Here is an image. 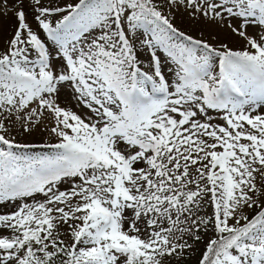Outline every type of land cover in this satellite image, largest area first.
Wrapping results in <instances>:
<instances>
[{
  "label": "snow or ice",
  "instance_id": "6c2138e0",
  "mask_svg": "<svg viewBox=\"0 0 264 264\" xmlns=\"http://www.w3.org/2000/svg\"><path fill=\"white\" fill-rule=\"evenodd\" d=\"M28 6L0 48V264H264V0Z\"/></svg>",
  "mask_w": 264,
  "mask_h": 264
},
{
  "label": "rangeland",
  "instance_id": "374dc122",
  "mask_svg": "<svg viewBox=\"0 0 264 264\" xmlns=\"http://www.w3.org/2000/svg\"><path fill=\"white\" fill-rule=\"evenodd\" d=\"M23 9L25 12L27 11L29 15H31L29 6H28V0H0V27L1 22H4L3 18L7 15H14L16 12ZM31 22L32 23V16H31ZM174 24L180 28L182 31H185L187 34L192 35L198 39H202L207 41L208 43L212 44L213 46H219L221 43H226L229 48L232 49H242L244 47V42L240 40V38L232 36L229 32L226 30H220L216 28L215 26L205 24L204 22H193L190 21L187 16L181 17L180 14H177L176 20L174 21ZM14 26L17 27L18 23L16 25V22H12V25L9 31V34L7 36H3L0 39V48H4L7 46V41L12 38L14 35V32L16 29H14ZM34 26V25H33ZM12 32V33H11ZM10 37V38H9ZM213 37H216L215 39ZM165 74L169 77L172 76V65L170 62L165 63L164 66ZM18 139L17 141L21 143L22 138L16 137ZM27 141V140H25ZM47 149H40V148H34L30 151H28L26 154L28 155H40L43 152H46ZM264 183V182H261ZM259 186V184H258ZM203 246L201 245V250ZM200 252L197 251L195 255L189 253L188 258H186L182 264H197V261L199 259Z\"/></svg>",
  "mask_w": 264,
  "mask_h": 264
},
{
  "label": "bare ground",
  "instance_id": "6f19581e",
  "mask_svg": "<svg viewBox=\"0 0 264 264\" xmlns=\"http://www.w3.org/2000/svg\"><path fill=\"white\" fill-rule=\"evenodd\" d=\"M16 13L14 15H7V16H5L3 18L4 22H1V25L3 24V26L0 27V39L3 36H7L9 34L10 28H12L11 27L12 22H16V25H17L18 20H17ZM26 13H27L28 22H31V19H30L31 18V15H29V13L27 11H26ZM16 28L17 27L14 26V29H16ZM18 137L23 139V140H21V143H35V144H42L45 141L51 139L50 136H48L47 134L42 133L40 131L34 132L31 136L25 137V136H19L18 135ZM25 140H27V141H25ZM36 148H39V147H36Z\"/></svg>",
  "mask_w": 264,
  "mask_h": 264
}]
</instances>
